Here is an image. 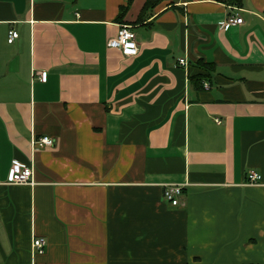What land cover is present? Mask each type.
<instances>
[{
  "label": "crops",
  "instance_id": "1",
  "mask_svg": "<svg viewBox=\"0 0 264 264\" xmlns=\"http://www.w3.org/2000/svg\"><path fill=\"white\" fill-rule=\"evenodd\" d=\"M146 3L0 0V264H264V0Z\"/></svg>",
  "mask_w": 264,
  "mask_h": 264
},
{
  "label": "built area",
  "instance_id": "2",
  "mask_svg": "<svg viewBox=\"0 0 264 264\" xmlns=\"http://www.w3.org/2000/svg\"><path fill=\"white\" fill-rule=\"evenodd\" d=\"M243 18L239 15H231L228 19V24L231 26H238L243 24ZM19 38V33L15 30L9 32L8 42L10 44L14 43L15 40ZM109 48H115L119 50L126 57H136L140 52V45L137 41L135 32L131 26L122 25L118 31L115 38L110 39L107 43ZM179 64L182 67H188L186 59L179 60ZM48 79L47 72L40 74V80L46 82ZM206 88L208 87L205 84ZM33 148H51L55 146V141L50 137H40L33 138L32 140ZM34 170L33 167L24 164L20 161H14L7 183L10 185H26L33 183ZM261 180V176L251 172L248 175V182L250 184H256ZM184 187L182 185H168L164 189L165 200L173 207H178L181 205V196L183 195ZM46 241L44 238H35L33 240V250L35 254H42Z\"/></svg>",
  "mask_w": 264,
  "mask_h": 264
},
{
  "label": "trees",
  "instance_id": "3",
  "mask_svg": "<svg viewBox=\"0 0 264 264\" xmlns=\"http://www.w3.org/2000/svg\"><path fill=\"white\" fill-rule=\"evenodd\" d=\"M167 0H147L145 11H149L151 9H154L159 4ZM227 5L233 7V8H240L242 6V0H226ZM204 66V65H203ZM208 68H210L208 66ZM212 69V68H210ZM194 79V78H193ZM201 88H203V85L201 84Z\"/></svg>",
  "mask_w": 264,
  "mask_h": 264
}]
</instances>
